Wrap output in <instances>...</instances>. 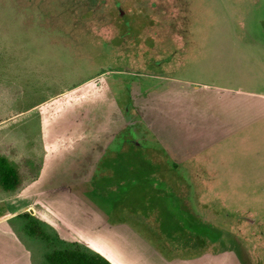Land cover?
<instances>
[{"label": "rangeland", "instance_id": "1", "mask_svg": "<svg viewBox=\"0 0 264 264\" xmlns=\"http://www.w3.org/2000/svg\"><path fill=\"white\" fill-rule=\"evenodd\" d=\"M129 117L142 145L119 148ZM0 158L23 185L58 170L45 199L136 264H264V0H0ZM23 185L0 225L47 264L76 240L42 213L54 244L26 233Z\"/></svg>", "mask_w": 264, "mask_h": 264}, {"label": "crops", "instance_id": "2", "mask_svg": "<svg viewBox=\"0 0 264 264\" xmlns=\"http://www.w3.org/2000/svg\"><path fill=\"white\" fill-rule=\"evenodd\" d=\"M82 140V146L84 148L85 153L82 154L83 156L91 152V147H95V141H97V135L95 134L94 130H92V133H84V136L81 138ZM79 144V143H78ZM81 145V142H80ZM74 148V147H69ZM79 151H81L79 149ZM64 152V149L62 150ZM71 153L70 151H68ZM66 153V151H65ZM64 156V154H61ZM88 158V157H87ZM66 158H62L61 162H64ZM60 162V161H59ZM64 164V163H63ZM97 165L96 163L93 164ZM48 167L43 166L39 168L40 175H42V179H36L34 181H31L30 183H26L23 186H26V189L24 190V194L20 195L18 199L20 202H24L25 204V212L31 213L34 215V217L37 215V213H42L49 219H51L56 225L61 226V228L64 229L66 233L71 235L77 242L83 244L84 246H87L88 248L100 253L105 258H107L112 264H136L139 258L138 251L136 248L133 249L131 256L128 255H122L118 251L110 248L106 245L105 242L101 240L93 241L90 238V234L87 230L82 228V224L79 226L75 224V220H70L66 215L62 213L61 210L56 208L54 202V198H49L48 200L45 199V195L48 192H53L54 189L58 190L56 184L51 183L50 181L53 180L54 176L53 174H56L55 172L58 170H54V172L50 175H46V178L44 177V173L47 172ZM91 169V168H89ZM59 173V171H58ZM21 185V186H22ZM20 186V187H21ZM19 187V188H20ZM18 188V189H19ZM17 189V190H18ZM64 189V188H63ZM15 192V191H14ZM66 194L68 198H71L77 202L86 203L88 202L86 199H82V197L78 195H74L72 191H65L63 192ZM16 202H18L16 200ZM27 204V205H26ZM86 206V205H85ZM83 207V214L87 216L88 220L94 221V227L93 230L96 232H100L101 234H112L115 231L121 233H125L126 235L128 233L135 234V237L138 240V243L143 245L145 243V239L142 238L134 229H131L127 225L122 224H111L109 225L106 221L105 215H103L100 211L96 209H89L87 206ZM33 211V213H32ZM35 212V213H34ZM116 225V226H114ZM50 235V234H49ZM83 242V243H82ZM31 250L30 244L25 243L18 233L16 231L4 228L0 225V264H32L31 261H29V253ZM156 254L159 256L158 262H164L165 258H162L157 250L155 249ZM178 261L183 263H189L192 261V258L188 259H174L171 262ZM166 262V261H165ZM169 264V263H165Z\"/></svg>", "mask_w": 264, "mask_h": 264}, {"label": "trees", "instance_id": "3", "mask_svg": "<svg viewBox=\"0 0 264 264\" xmlns=\"http://www.w3.org/2000/svg\"><path fill=\"white\" fill-rule=\"evenodd\" d=\"M117 139L119 140V143L117 144L119 148L125 144L127 140L129 141V137H121L122 140L117 137ZM131 140L139 146L142 145L137 135L131 137ZM22 182L23 179L18 168L6 158H0V188L6 192H14L22 185ZM21 218L27 223L25 228L28 235L47 243V245H50L49 247L54 244L52 237L43 229L40 222L34 216L25 213L21 215ZM195 220L202 221L201 218H194L192 222H196ZM190 237L193 243L202 242L203 251H208L211 247V242L199 234L191 233ZM46 261L47 264H112L100 253L77 241H75L70 247L54 249L47 254Z\"/></svg>", "mask_w": 264, "mask_h": 264}, {"label": "flooded vegetation", "instance_id": "4", "mask_svg": "<svg viewBox=\"0 0 264 264\" xmlns=\"http://www.w3.org/2000/svg\"><path fill=\"white\" fill-rule=\"evenodd\" d=\"M127 128H126V130L124 131V132H121L120 133V135L118 136L119 137V139L120 140H122L121 139V137H130V135H131V137H134V135H138V137H139V134L135 131L136 129V127H135V125H134V122H133V120L132 119H130V117L128 118V122H127ZM140 139V138H139ZM111 144H112V142H111Z\"/></svg>", "mask_w": 264, "mask_h": 264}]
</instances>
